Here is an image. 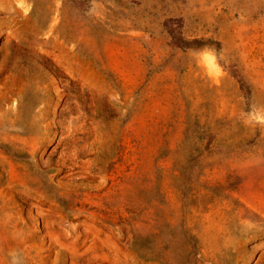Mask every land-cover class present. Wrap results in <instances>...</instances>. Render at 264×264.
Wrapping results in <instances>:
<instances>
[{
	"label": "rangeland",
	"instance_id": "374dc122",
	"mask_svg": "<svg viewBox=\"0 0 264 264\" xmlns=\"http://www.w3.org/2000/svg\"><path fill=\"white\" fill-rule=\"evenodd\" d=\"M0 264H264V0H0Z\"/></svg>",
	"mask_w": 264,
	"mask_h": 264
},
{
	"label": "trees",
	"instance_id": "16d2710c",
	"mask_svg": "<svg viewBox=\"0 0 264 264\" xmlns=\"http://www.w3.org/2000/svg\"><path fill=\"white\" fill-rule=\"evenodd\" d=\"M189 43L196 45V46H200V45L204 44V42L202 40H198V39H193V40L189 41Z\"/></svg>",
	"mask_w": 264,
	"mask_h": 264
}]
</instances>
